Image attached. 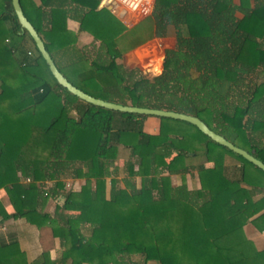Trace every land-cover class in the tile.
Listing matches in <instances>:
<instances>
[{
    "label": "trees",
    "instance_id": "obj_1",
    "mask_svg": "<svg viewBox=\"0 0 264 264\" xmlns=\"http://www.w3.org/2000/svg\"><path fill=\"white\" fill-rule=\"evenodd\" d=\"M100 1L57 0L40 9L49 16L42 28L22 6L56 62L55 49L75 40L67 4L86 9L88 20ZM149 22L145 37L171 28L176 36L152 78L119 62L141 42L136 28L119 46L124 24L100 29L107 62H74L69 72L57 66L95 97L198 116L264 162V0H157ZM149 117L159 122L155 133L145 130ZM193 173L199 186L190 189ZM63 177L84 183L69 189ZM51 197L53 213L45 210ZM11 219L49 227L62 249L54 259L43 251L30 261L19 227L0 234V264H264V246L247 232L252 226L264 235V171L190 122L111 110L72 94L10 0L0 5V225Z\"/></svg>",
    "mask_w": 264,
    "mask_h": 264
},
{
    "label": "crops",
    "instance_id": "obj_2",
    "mask_svg": "<svg viewBox=\"0 0 264 264\" xmlns=\"http://www.w3.org/2000/svg\"><path fill=\"white\" fill-rule=\"evenodd\" d=\"M236 2L239 3L240 0H236ZM9 3L10 0H0V5L4 7H7ZM57 3H59L57 2V0H51L50 5L44 7L42 0H21V5L24 4L27 7L32 21L39 28L48 25L49 18L48 15H45V17L43 18V14H41L40 9L44 8L45 11H49L52 7L57 6ZM66 7L68 10L67 28L71 34V37L75 40L65 48L55 49V60L57 62V65L63 71L69 72L70 65L74 62L84 63L87 67L91 66L94 61L107 62L108 56L102 46L105 30L103 32L100 29L102 27L106 28L107 25H114L115 30L117 29V27L120 30L121 24H124L122 18L113 13V10L110 9V6L106 5L105 0H101L99 2L95 10L96 12H94L88 20H86V9L72 3L71 5H69L68 3ZM104 10L110 11V14H106ZM146 20H150V15L142 18L136 25H133L131 27H128L124 24L126 30L124 33L122 32L118 37L117 41L119 42V46L121 47V41L124 35L127 34V32H132ZM84 21H86L85 28L82 27ZM170 32L164 36H158L157 34H155L154 29L150 33V35H147L140 43L132 47H128L125 51H123L119 62L122 63L126 68L133 69L136 68V64L138 63L140 58L143 57L148 63L146 69L148 77L159 72L161 66L162 71L165 58L164 53H166V49L165 51H163L164 53H162L161 56L158 55L156 50L158 49V46H162V43L164 41L172 37L170 36ZM174 40L176 44V37L174 38ZM21 41L22 39L15 38V40H12L11 43L13 42L15 45H19ZM29 47V49L33 51V48L31 46ZM161 71L159 73H161ZM158 125L159 122L155 117H149L145 120V130L148 132H157ZM192 176L193 174L187 175L188 186H190L189 183ZM198 186L199 185H197L196 187ZM48 201L53 202V207H55V200L52 197L48 199ZM48 201L46 203L45 210L53 213L54 209L53 211L49 210L50 202L48 203ZM19 227L24 230L23 233L21 232L19 236L21 239L22 248L26 251L30 261L35 260L43 251H49L53 259L60 255L62 249L60 239L55 238L52 235V231L49 227H32L25 225V223H23L22 221L16 222L15 220L11 219L5 221L0 225V234L7 235L11 231L18 232ZM258 234L259 235H257V233L254 234V231H252L251 235L257 243L264 242V239L261 237L263 234Z\"/></svg>",
    "mask_w": 264,
    "mask_h": 264
},
{
    "label": "water",
    "instance_id": "obj_3",
    "mask_svg": "<svg viewBox=\"0 0 264 264\" xmlns=\"http://www.w3.org/2000/svg\"><path fill=\"white\" fill-rule=\"evenodd\" d=\"M12 4L17 15V18L23 28V30H27L33 40L36 43V46L44 59L46 60L47 64L50 67L52 74L58 80V82L67 88L72 94L78 96L80 99L85 100L89 103H92L96 106H102L111 110L121 111V112H128V113H138L143 115H155L161 117H169L179 120H184L196 125L204 134L208 135L211 139L216 141L217 143L224 145L234 151L235 153L242 155L244 158L249 160L250 162L254 163L256 166L260 167L264 171V162L251 154L248 150L237 146L232 141L228 140L225 136L217 133L213 129H211L201 118L198 116H194L187 113L177 112L173 110H166V109H157V108H149V107H141V106H134L130 104H121L109 100H104L102 98L95 97L86 91L82 90L81 88L74 85L69 79L60 71L56 62L54 61L52 55L46 48L45 42L41 35L39 34L38 30L32 24V22L28 19L25 15L23 7L21 5V0H12ZM110 9H112L110 7ZM113 13L120 18H123L126 10H119V9H112Z\"/></svg>",
    "mask_w": 264,
    "mask_h": 264
},
{
    "label": "rangeland",
    "instance_id": "obj_4",
    "mask_svg": "<svg viewBox=\"0 0 264 264\" xmlns=\"http://www.w3.org/2000/svg\"><path fill=\"white\" fill-rule=\"evenodd\" d=\"M150 20H146V21H144V22H142L138 27H137V33H136V39L138 40H140V41H142L143 39H144V37H145V31H146V29H147V27H148V25H149V22ZM170 36H172L170 39H167L166 41H164L163 43H162V46L160 47V46H158V49L156 50V52L158 53V55H162V53H164L163 51H165V49L167 50L168 48H172V47H174L175 45V40H174V38L176 37L175 36V30L173 29V28H171V32H170ZM139 37V38H138ZM138 43H139V41H138ZM164 55H165V53H164ZM147 62H146V60L142 57V58H140V60L138 61V63L136 64V68H138L139 70H141V73L144 75V76H147L148 77V74L146 73V69H147ZM162 67V66H161ZM161 67H160V69H159V72L161 71ZM163 69V68H162ZM159 72H157V73H155L154 75H152V76H150L149 78H152V77H154V76H156ZM250 78H253V76H249ZM263 75H260L259 76V79H263ZM123 163L124 162H121V165H123ZM127 175H128V171H127V165H125L124 164V166H122V171L118 174V178H119V180H120V182H119V185L120 186H123L124 185V181L122 180L123 178H125V177H127ZM63 179L64 180H66V182H68V181H70V180H73V178L72 177H63ZM138 180V179H137ZM139 181V180H138ZM179 181V178L178 177H176V176H174V182L175 183H177ZM75 182L77 183V185H81V184H83L84 183V180L82 179V178H77V179H75ZM53 183H54V181H51L50 182V184L49 185H53ZM110 183H111V178H108V189L110 188ZM138 184H139V182H138ZM189 188H193V187H196L197 185H199V179H198V177H197V173H193V176H192V178H191V181H190V183H189ZM50 201H48V203H49ZM54 204H53V202H50V205H49V210L50 211H53V209H54ZM254 230V228L252 227V226H250L249 228H248V230H247V232L248 233H250V234H252V231ZM255 233H257V235H259L258 234V232H256V230H254V234ZM49 235H50V233H49ZM263 239H264V236L262 235L261 236ZM258 245H260V246H264V242H262V243H258Z\"/></svg>",
    "mask_w": 264,
    "mask_h": 264
},
{
    "label": "built area",
    "instance_id": "obj_5",
    "mask_svg": "<svg viewBox=\"0 0 264 264\" xmlns=\"http://www.w3.org/2000/svg\"><path fill=\"white\" fill-rule=\"evenodd\" d=\"M156 1L157 0H105V3L112 9L126 10L122 20L126 26L131 27L153 12ZM29 54L31 53L29 52ZM27 181H30V179H27ZM47 184L49 185L50 181H48ZM66 186L69 189L80 188L75 180L68 181Z\"/></svg>",
    "mask_w": 264,
    "mask_h": 264
}]
</instances>
